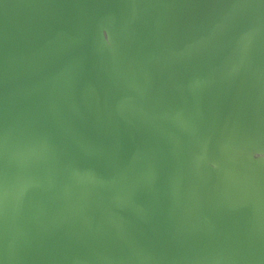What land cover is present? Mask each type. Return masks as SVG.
<instances>
[{"label": "water", "instance_id": "water-1", "mask_svg": "<svg viewBox=\"0 0 264 264\" xmlns=\"http://www.w3.org/2000/svg\"><path fill=\"white\" fill-rule=\"evenodd\" d=\"M0 264H264V0H0Z\"/></svg>", "mask_w": 264, "mask_h": 264}]
</instances>
